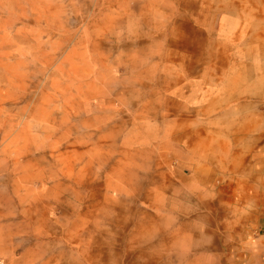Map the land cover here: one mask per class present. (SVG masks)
<instances>
[{"label":"rangeland","instance_id":"rangeland-1","mask_svg":"<svg viewBox=\"0 0 264 264\" xmlns=\"http://www.w3.org/2000/svg\"><path fill=\"white\" fill-rule=\"evenodd\" d=\"M0 264H264V0H0Z\"/></svg>","mask_w":264,"mask_h":264}]
</instances>
